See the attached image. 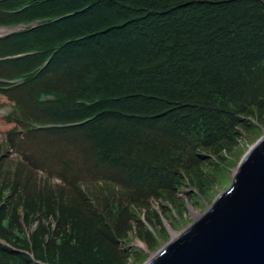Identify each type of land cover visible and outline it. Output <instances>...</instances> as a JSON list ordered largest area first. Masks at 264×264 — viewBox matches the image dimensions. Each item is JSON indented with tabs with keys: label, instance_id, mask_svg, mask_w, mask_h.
<instances>
[{
	"label": "trees",
	"instance_id": "1",
	"mask_svg": "<svg viewBox=\"0 0 264 264\" xmlns=\"http://www.w3.org/2000/svg\"><path fill=\"white\" fill-rule=\"evenodd\" d=\"M32 22L0 39V56L25 53L0 60V78L23 80L0 90L36 151L16 129L5 145L51 152L61 178L84 169L103 192L158 199L263 118L264 0L0 1V24ZM0 163L13 165L0 169V264H115L91 204L64 211L22 161Z\"/></svg>",
	"mask_w": 264,
	"mask_h": 264
},
{
	"label": "rangeland",
	"instance_id": "2",
	"mask_svg": "<svg viewBox=\"0 0 264 264\" xmlns=\"http://www.w3.org/2000/svg\"><path fill=\"white\" fill-rule=\"evenodd\" d=\"M0 51L3 50L0 49ZM9 52L10 50L4 53ZM15 96L6 97L0 94V157H11L13 160L22 161L25 166L19 169L23 176L37 177L42 184L47 181L54 203L61 206L64 211H74L83 207L85 212L84 204H91L92 206H87V209L95 210L100 214L98 222L108 223V228L100 225V229L92 234L100 238L96 236L97 244L104 246L108 254L113 251L114 247L115 254L111 259L115 264H144L165 244L204 215L216 197L229 188L246 151L264 135L263 115L259 121L253 119L255 127L248 129L239 127L238 134L230 148L214 154L205 151L212 157L211 160L198 167L200 171L198 176L187 175L188 179L183 177L182 183L173 193L165 194L164 197L158 199L148 198L143 201L122 190L116 183L112 194L103 192L101 188H97L98 182L90 174L83 172V168V170H78L76 176H74V171H70L64 178H61L58 174L48 170V167L51 168L54 163V159L49 157L52 155L51 152L39 151L38 158L32 161L34 155L33 159H24L21 153L8 148L5 145L8 133L16 129L14 127L17 121H21L13 119L11 115L7 117L11 102L16 103ZM17 130L14 138L18 145L35 152V140L32 139L30 142L34 144L33 147L28 142L30 139H27L26 132ZM52 143L57 144L58 142L52 140ZM54 165L57 168L56 162ZM12 167L11 164L0 163L2 171ZM13 169H16L15 166ZM44 187L45 184L39 188L44 189ZM113 202H117V206H112ZM113 214L114 217L110 219ZM37 225V223H32L30 228L24 229V232L30 233ZM83 228L84 231L89 228L87 223L84 227L82 226ZM102 237L110 241L113 247L104 242Z\"/></svg>",
	"mask_w": 264,
	"mask_h": 264
},
{
	"label": "water",
	"instance_id": "3",
	"mask_svg": "<svg viewBox=\"0 0 264 264\" xmlns=\"http://www.w3.org/2000/svg\"><path fill=\"white\" fill-rule=\"evenodd\" d=\"M144 264H264V135L210 209Z\"/></svg>",
	"mask_w": 264,
	"mask_h": 264
},
{
	"label": "bare ground",
	"instance_id": "4",
	"mask_svg": "<svg viewBox=\"0 0 264 264\" xmlns=\"http://www.w3.org/2000/svg\"><path fill=\"white\" fill-rule=\"evenodd\" d=\"M177 234L175 233V236H176Z\"/></svg>",
	"mask_w": 264,
	"mask_h": 264
}]
</instances>
